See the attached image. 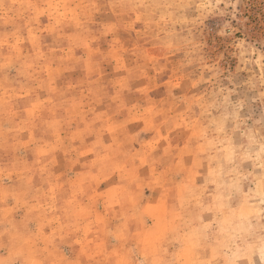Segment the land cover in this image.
<instances>
[{"label":"rangeland","instance_id":"obj_1","mask_svg":"<svg viewBox=\"0 0 264 264\" xmlns=\"http://www.w3.org/2000/svg\"><path fill=\"white\" fill-rule=\"evenodd\" d=\"M0 264H264V0H0Z\"/></svg>","mask_w":264,"mask_h":264}]
</instances>
